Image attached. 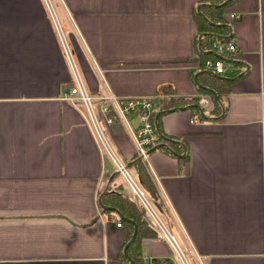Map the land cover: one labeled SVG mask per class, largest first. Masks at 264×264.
Listing matches in <instances>:
<instances>
[{
    "label": "crops",
    "instance_id": "0c3cea01",
    "mask_svg": "<svg viewBox=\"0 0 264 264\" xmlns=\"http://www.w3.org/2000/svg\"><path fill=\"white\" fill-rule=\"evenodd\" d=\"M208 3L0 0V264H125L128 226H117L99 198L118 183L135 196L120 175L113 179L86 117L63 98L72 73L55 24L66 26L92 94L109 88L157 104L164 85L176 99L207 97V117L196 122L184 106L155 113L159 131L177 145L171 150L187 159L151 150L141 162L159 200L148 198L187 264H264V0L225 4L222 28L211 33L236 50L222 53L200 47L209 31L199 33L195 12L201 4L211 22ZM210 55L237 72L220 75L230 81L217 115L209 112L219 97L202 90L209 70L200 65ZM105 132L136 176L129 130L113 124ZM157 233L139 240L142 259L183 264Z\"/></svg>",
    "mask_w": 264,
    "mask_h": 264
},
{
    "label": "built area",
    "instance_id": "2783aa9c",
    "mask_svg": "<svg viewBox=\"0 0 264 264\" xmlns=\"http://www.w3.org/2000/svg\"><path fill=\"white\" fill-rule=\"evenodd\" d=\"M55 27L72 73L71 84L67 92L64 93L63 98L84 114L93 134L110 159L114 171H116L129 185L138 206L143 208V217H146L154 228L171 244L173 251L183 264H187L173 234L169 232L163 222L158 218L152 207L151 200L136 183L125 162H123L114 151L105 132L106 128L110 125H124L131 134L136 156L144 164H147L150 150L162 140L153 118L154 114L159 109L157 104L151 96H121L109 88H106L101 93H90L86 88L61 27L58 24H55ZM212 48L218 53H222L223 51L234 52L236 50V45L232 40H228L226 44L214 41L212 43ZM202 65L204 69L215 74L224 75L228 72L227 64L222 57L207 58ZM207 101V97H201L198 103L203 105L206 104ZM134 120L135 122L133 123ZM197 120L196 116L191 117L192 122H196ZM121 224V220L116 222L117 226ZM147 261L148 264H154L153 258H149ZM155 264L173 263L162 258L155 262Z\"/></svg>",
    "mask_w": 264,
    "mask_h": 264
},
{
    "label": "trees",
    "instance_id": "16d2710c",
    "mask_svg": "<svg viewBox=\"0 0 264 264\" xmlns=\"http://www.w3.org/2000/svg\"><path fill=\"white\" fill-rule=\"evenodd\" d=\"M223 0H208L209 4L203 5L202 9L205 15L211 20L212 23L207 22L202 16H200L197 12H195V15L199 20L204 24V26L199 27V33L203 31L202 29H206L209 32H215L219 31L222 27L220 25H216V23H222L224 21L223 19V6H218L215 4H218L222 2ZM230 0L229 2H231ZM228 2V3H229ZM227 3V4H228ZM201 28V29H200ZM204 41L200 42V47L201 49L204 47H210L213 41L215 40V35L211 34H206L203 35ZM212 58H217L218 56L215 55H210ZM203 65L201 64L200 67ZM203 68V67H202ZM206 76V82L202 90L206 93H210V89L214 90L219 97L218 100L215 102V106L210 111L212 115H217L221 112L222 110V96L224 93L227 91V84L230 81V78L227 77H222L219 74L215 75L210 72H203ZM234 72H229L226 73L225 76H233ZM237 74V72L235 73ZM234 74V75H235ZM159 95H161L160 100L158 101V108L159 110L162 111H167L170 108L173 107H179V106H187L189 104H192L189 109L191 110L192 114H194L198 119L204 118L199 109L194 105L197 103V98H192V99H176L172 96V91L168 86H161L157 90ZM211 94V93H210ZM212 96V95H211ZM155 116V114H154ZM153 116V118H154ZM168 138V137H167ZM163 140V138H161ZM177 145L176 143L171 140V138H168L166 143L163 145H160L158 149L163 150L166 153H172L171 148H175ZM174 154V153H173ZM178 160L180 162H184L187 159V153L184 155H176ZM133 166L135 168L136 172V182L138 185L143 189V191L146 193L147 196L154 200H159V194L156 189L155 184L153 183L150 174L146 170L145 166L141 162L140 159L135 158L133 162ZM119 174L116 173L113 176V179L116 178ZM122 183H118L116 186L113 188H107L102 196V201L103 204L109 205V206H114L116 207L124 216L132 219L135 221L137 224V232L135 235L134 240L129 244L127 247V253L128 255L133 259V261L136 264H148L147 260L142 259L139 251L135 248L139 242V240L144 237V236H158L157 231L150 226V224L146 221V219L143 217V208L138 206V204L135 202L133 199L132 195H128L124 192H122ZM104 211L109 212L110 214H115L113 210L110 209H103ZM122 222H124L128 226V237H130L133 225L129 221H125L121 218H119ZM125 264H132L126 257L125 255L123 256ZM162 259V258H160ZM159 258H153V263L160 260Z\"/></svg>",
    "mask_w": 264,
    "mask_h": 264
},
{
    "label": "water",
    "instance_id": "95a60500",
    "mask_svg": "<svg viewBox=\"0 0 264 264\" xmlns=\"http://www.w3.org/2000/svg\"><path fill=\"white\" fill-rule=\"evenodd\" d=\"M230 0H223L222 2H220V3H218V4H215V5H218V6H223V5H225L226 3H228ZM209 4V3H208ZM201 5V4H200ZM200 5L199 6H197V8H198V13L206 20V21H208V19L203 15V13L200 11ZM208 22H210V21H208ZM210 23H212V22H210ZM204 33H207V34H211V35H216V34H214V33H211V32H204ZM217 36V35H216ZM199 38H200V36H199ZM207 72H210V71H207ZM210 73H212V74H215V73H213V72H210ZM215 75H217V74H215ZM223 77V76H222ZM213 94H214V96L217 98V95H216V93L214 92V90H212V89H210V88H208ZM192 104H189V105H187V106H184V107H186V108H189L190 106H191ZM198 109H199V111H200V113H201V115L203 116V117H207L206 116V114L204 113V110H203V108H202V106L200 105V104H194ZM180 108V107H179ZM175 109H177L176 107H173V108H170L169 110H175ZM161 111H159V112H157V114H156V118H157V116H158V114L160 113ZM155 124H156V127H157V130L159 131V129H158V126H157V122H155ZM159 133H160V136H161V138H163V139H165V140H167L168 138L165 136V135H163L160 131H159ZM164 143H159V144H157L154 148H152L151 150H153V149H155V148H158L160 145H163ZM150 150V151H151ZM172 151V150H171ZM172 153H174V154H176V155H181V154H178V153H175V152H173L172 151ZM138 158V157H137ZM139 159V158H138ZM116 173V171H114L113 172V174H115ZM99 204H100V206L102 207V208H104V209H110V210H113L116 214H117V216L119 217V218H121V219H123V220H125V221H129V222H131L132 223V225H133V229H132V233H131V235H130V237H129V239L127 240V242L125 243V245H124V247H123V253H124V255L126 256V258L132 263V264H136L134 261H133V259L127 254V247L129 246V244L134 240V238H135V235H136V232H137V224L135 223V221L134 220H132V219H130V218H128V217H126V216H124L116 207H114V206H108V205H104L103 203H102V201H101V199L99 198Z\"/></svg>",
    "mask_w": 264,
    "mask_h": 264
},
{
    "label": "rangeland",
    "instance_id": "374dc122",
    "mask_svg": "<svg viewBox=\"0 0 264 264\" xmlns=\"http://www.w3.org/2000/svg\"><path fill=\"white\" fill-rule=\"evenodd\" d=\"M60 27H61V29H62V32H63V35L64 36H66V39H67V41H68V34H67V28H66V26H64V25H60ZM73 33V32H72ZM68 43H69V41H68ZM70 44V43H69ZM68 44V45H69ZM69 48H70V50H71V52H72V48L69 46ZM110 160V159H109ZM110 163H111V161H110ZM110 167L112 168V170H114L113 169V166H112V164H110ZM133 175V177L136 179V176L134 175V174H132ZM177 256V255H176ZM187 256V255H186ZM178 258V257H177ZM187 259H188V256H187ZM189 260V263L190 264H193V262L190 260V259H188Z\"/></svg>",
    "mask_w": 264,
    "mask_h": 264
}]
</instances>
